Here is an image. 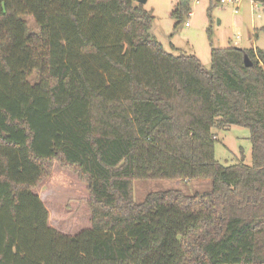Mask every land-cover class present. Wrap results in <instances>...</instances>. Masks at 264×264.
<instances>
[{"label":"trees","instance_id":"1","mask_svg":"<svg viewBox=\"0 0 264 264\" xmlns=\"http://www.w3.org/2000/svg\"><path fill=\"white\" fill-rule=\"evenodd\" d=\"M135 2L0 0V264H264V50L211 45L206 69ZM185 14L177 0L175 28ZM230 126L251 165L217 160ZM56 166L88 195L73 235L37 193ZM196 179L212 191L134 201L135 181Z\"/></svg>","mask_w":264,"mask_h":264},{"label":"rangeland","instance_id":"2","mask_svg":"<svg viewBox=\"0 0 264 264\" xmlns=\"http://www.w3.org/2000/svg\"><path fill=\"white\" fill-rule=\"evenodd\" d=\"M139 1L135 2L137 6L153 13L154 22L149 32L165 51L174 56H196L206 69L211 68V45L217 49L234 47L250 50L258 47L264 50V8L253 7L248 0L241 1L237 13L234 12L235 4L223 7L219 4L213 7L211 14L212 0H190L191 14H185L183 23L177 28V21L172 17L177 0H147L145 4ZM30 24L33 25L31 21ZM214 133L217 138L216 158L222 165L241 162L240 149L245 164H252L249 129L230 126ZM174 190H180L187 196L207 194L212 191V180H138L134 182V201L143 203L150 194ZM37 193L51 211L53 227L73 235L91 226L86 187L75 175L56 166Z\"/></svg>","mask_w":264,"mask_h":264},{"label":"built area","instance_id":"3","mask_svg":"<svg viewBox=\"0 0 264 264\" xmlns=\"http://www.w3.org/2000/svg\"><path fill=\"white\" fill-rule=\"evenodd\" d=\"M229 4H235L236 5L234 12L237 13L238 12L237 6L240 4V0H220V5L222 7L229 5ZM186 27H188V24H186Z\"/></svg>","mask_w":264,"mask_h":264},{"label":"water","instance_id":"4","mask_svg":"<svg viewBox=\"0 0 264 264\" xmlns=\"http://www.w3.org/2000/svg\"><path fill=\"white\" fill-rule=\"evenodd\" d=\"M146 1H147V0H140L139 2L145 4ZM244 63H245V66H246V67H252V65H253V63H252L251 60L248 58V56L245 57V61H244Z\"/></svg>","mask_w":264,"mask_h":264},{"label":"crops","instance_id":"5","mask_svg":"<svg viewBox=\"0 0 264 264\" xmlns=\"http://www.w3.org/2000/svg\"><path fill=\"white\" fill-rule=\"evenodd\" d=\"M241 1H242V0H240V4H241ZM250 3L253 5V7H259V8L262 7V6L258 5V4L253 3V2H250ZM240 4L237 6L238 11H239V6H240ZM253 49L256 50V49H260V48H258V47H253ZM50 225L52 226L51 222H50Z\"/></svg>","mask_w":264,"mask_h":264}]
</instances>
